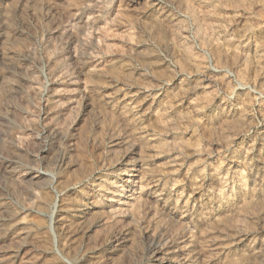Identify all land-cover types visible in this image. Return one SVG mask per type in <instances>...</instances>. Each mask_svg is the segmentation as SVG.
Returning <instances> with one entry per match:
<instances>
[{"label": "rangeland", "instance_id": "obj_1", "mask_svg": "<svg viewBox=\"0 0 264 264\" xmlns=\"http://www.w3.org/2000/svg\"><path fill=\"white\" fill-rule=\"evenodd\" d=\"M0 264H264V0H0Z\"/></svg>", "mask_w": 264, "mask_h": 264}]
</instances>
